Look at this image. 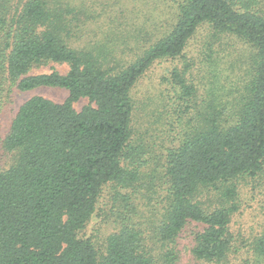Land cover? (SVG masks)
Returning <instances> with one entry per match:
<instances>
[{
	"label": "trees",
	"instance_id": "16d2710c",
	"mask_svg": "<svg viewBox=\"0 0 264 264\" xmlns=\"http://www.w3.org/2000/svg\"><path fill=\"white\" fill-rule=\"evenodd\" d=\"M173 1L170 27L130 59L87 37L83 3L0 0V264H264V0ZM203 26L249 46L250 79L192 115L175 70L192 116L158 154L135 139L134 88ZM52 62L69 69L30 73ZM40 87L69 95L15 110L16 88Z\"/></svg>",
	"mask_w": 264,
	"mask_h": 264
},
{
	"label": "rangeland",
	"instance_id": "374dc122",
	"mask_svg": "<svg viewBox=\"0 0 264 264\" xmlns=\"http://www.w3.org/2000/svg\"><path fill=\"white\" fill-rule=\"evenodd\" d=\"M75 3H83V8L91 16L86 28L87 37L94 42L106 43L118 55L130 59H135L160 38L174 19L173 0H75ZM122 50L126 51L122 53ZM250 52L251 49L242 40L219 33L214 36L208 26H203L189 41L183 56L155 61L134 88V98L139 108L133 122L135 139L142 140L147 149L153 148L154 152L162 153V147L169 144L172 132L175 134L180 130L175 120L187 123L190 116L198 115L211 105L222 109L224 105L234 102L251 76ZM211 56L213 61H210ZM53 69L66 73L69 66L52 62L30 73H48ZM175 70L183 74L187 84L195 90L190 99L192 115H181L185 107L182 97L185 95L181 85L174 81ZM13 95L16 110L33 95L62 102L69 91L62 87H40L30 91L16 88ZM87 103V98H81L74 106L80 110ZM153 140L155 143L151 144ZM100 222L94 219L88 232L98 229ZM188 258L189 254L183 257L184 264ZM243 260L239 257L234 262L240 264Z\"/></svg>",
	"mask_w": 264,
	"mask_h": 264
}]
</instances>
